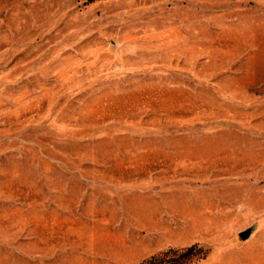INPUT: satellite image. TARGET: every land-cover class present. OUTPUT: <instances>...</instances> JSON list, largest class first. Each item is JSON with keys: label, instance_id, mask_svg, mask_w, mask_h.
Masks as SVG:
<instances>
[{"label": "rangeland", "instance_id": "rangeland-1", "mask_svg": "<svg viewBox=\"0 0 264 264\" xmlns=\"http://www.w3.org/2000/svg\"><path fill=\"white\" fill-rule=\"evenodd\" d=\"M252 227L264 0H0V264H236Z\"/></svg>", "mask_w": 264, "mask_h": 264}, {"label": "crops", "instance_id": "crops-1", "mask_svg": "<svg viewBox=\"0 0 264 264\" xmlns=\"http://www.w3.org/2000/svg\"><path fill=\"white\" fill-rule=\"evenodd\" d=\"M257 234L248 242H243L242 245L237 247L236 264H264V257L258 255L257 252L263 250V246H256L253 242L255 241Z\"/></svg>", "mask_w": 264, "mask_h": 264}, {"label": "trees", "instance_id": "trees-1", "mask_svg": "<svg viewBox=\"0 0 264 264\" xmlns=\"http://www.w3.org/2000/svg\"><path fill=\"white\" fill-rule=\"evenodd\" d=\"M195 248H189L181 251H168L157 256L151 257L143 264H187L192 259Z\"/></svg>", "mask_w": 264, "mask_h": 264}, {"label": "water", "instance_id": "water-1", "mask_svg": "<svg viewBox=\"0 0 264 264\" xmlns=\"http://www.w3.org/2000/svg\"><path fill=\"white\" fill-rule=\"evenodd\" d=\"M256 231V227H252L249 230L240 233V237L243 242H248L256 235Z\"/></svg>", "mask_w": 264, "mask_h": 264}]
</instances>
